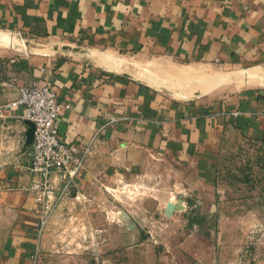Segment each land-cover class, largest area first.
Instances as JSON below:
<instances>
[{"label": "crops", "instance_id": "1", "mask_svg": "<svg viewBox=\"0 0 264 264\" xmlns=\"http://www.w3.org/2000/svg\"><path fill=\"white\" fill-rule=\"evenodd\" d=\"M34 83L59 91L61 138L90 148L66 192L166 154L210 208L224 131L264 147V0H0V102ZM5 115L0 264H37L52 219L42 225L31 189L33 125L23 107ZM51 184L58 196L59 173Z\"/></svg>", "mask_w": 264, "mask_h": 264}, {"label": "rangeland", "instance_id": "2", "mask_svg": "<svg viewBox=\"0 0 264 264\" xmlns=\"http://www.w3.org/2000/svg\"><path fill=\"white\" fill-rule=\"evenodd\" d=\"M215 176L209 208L171 155H151L125 179L96 174L61 196L37 264H264V147L224 131Z\"/></svg>", "mask_w": 264, "mask_h": 264}, {"label": "built area", "instance_id": "3", "mask_svg": "<svg viewBox=\"0 0 264 264\" xmlns=\"http://www.w3.org/2000/svg\"><path fill=\"white\" fill-rule=\"evenodd\" d=\"M18 106L25 109L26 117L34 124L30 169L39 179L33 182L31 189L42 211L41 223L44 226L57 206L59 194L67 191L83 169L90 148H81L78 144L65 142L61 138L57 121L63 102L54 85H21L16 99L0 102V122L5 119V109ZM53 173H59L64 181L58 196L51 184Z\"/></svg>", "mask_w": 264, "mask_h": 264}, {"label": "bare ground", "instance_id": "4", "mask_svg": "<svg viewBox=\"0 0 264 264\" xmlns=\"http://www.w3.org/2000/svg\"><path fill=\"white\" fill-rule=\"evenodd\" d=\"M61 47V46H60ZM100 57V56H99ZM112 66V65H111ZM117 66V65H116ZM149 75V74H148ZM217 75V74H216ZM219 75V74H218ZM144 76V75H143ZM142 78V77H141ZM228 78V77H227ZM218 81V80H217ZM173 84V83H172ZM182 84V83H181ZM177 85V84H176ZM175 89V88H174ZM173 89V90H174ZM199 89V88H198ZM169 90V89H168ZM171 90V89H170ZM193 91V90H192ZM174 92V91H173ZM203 92V91H202ZM205 92V91H204ZM179 93V92H178ZM187 93H184L186 97H190L189 95H186ZM194 94V93H193ZM198 94V93H197ZM199 95V94H198ZM180 96V95H179ZM192 96V95H191ZM178 98V97H177ZM184 98V97H183ZM193 98V97H192Z\"/></svg>", "mask_w": 264, "mask_h": 264}, {"label": "water", "instance_id": "5", "mask_svg": "<svg viewBox=\"0 0 264 264\" xmlns=\"http://www.w3.org/2000/svg\"><path fill=\"white\" fill-rule=\"evenodd\" d=\"M32 125H33V134H34V124L32 123Z\"/></svg>", "mask_w": 264, "mask_h": 264}]
</instances>
